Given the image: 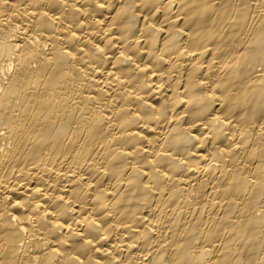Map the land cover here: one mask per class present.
Returning a JSON list of instances; mask_svg holds the SVG:
<instances>
[{"label":"bare ground","instance_id":"6f19581e","mask_svg":"<svg viewBox=\"0 0 264 264\" xmlns=\"http://www.w3.org/2000/svg\"><path fill=\"white\" fill-rule=\"evenodd\" d=\"M0 264H264V0H0Z\"/></svg>","mask_w":264,"mask_h":264}]
</instances>
